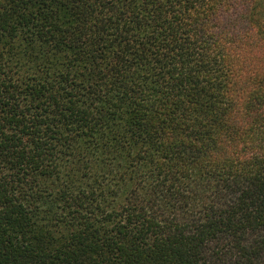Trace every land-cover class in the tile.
<instances>
[{"label":"trees","instance_id":"trees-1","mask_svg":"<svg viewBox=\"0 0 264 264\" xmlns=\"http://www.w3.org/2000/svg\"><path fill=\"white\" fill-rule=\"evenodd\" d=\"M0 264H264V0H0Z\"/></svg>","mask_w":264,"mask_h":264}]
</instances>
